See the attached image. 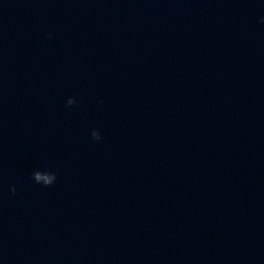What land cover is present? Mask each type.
I'll list each match as a JSON object with an SVG mask.
<instances>
[{
  "label": "water",
  "instance_id": "95a60500",
  "mask_svg": "<svg viewBox=\"0 0 264 264\" xmlns=\"http://www.w3.org/2000/svg\"><path fill=\"white\" fill-rule=\"evenodd\" d=\"M0 264H264V0H0Z\"/></svg>",
  "mask_w": 264,
  "mask_h": 264
}]
</instances>
